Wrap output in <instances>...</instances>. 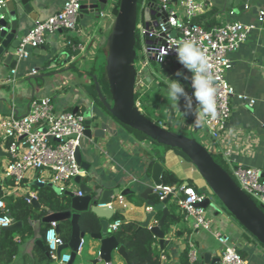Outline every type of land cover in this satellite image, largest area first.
Wrapping results in <instances>:
<instances>
[{
	"label": "crops",
	"instance_id": "crops-1",
	"mask_svg": "<svg viewBox=\"0 0 264 264\" xmlns=\"http://www.w3.org/2000/svg\"><path fill=\"white\" fill-rule=\"evenodd\" d=\"M63 1L31 0L30 4L33 6L36 19H42L57 12ZM246 2L243 0H213V5L207 10L212 12V20H209L211 25L229 17L227 14L232 10L234 13L231 18L243 23L254 24V29L238 50L229 54L230 63L226 71V79L234 89V94L230 97L231 115L226 129L206 149L221 158H223V153H228L233 163L259 168L264 175V24L257 20L258 10L264 4V0H252L249 2L250 7L244 9ZM112 9L113 4L107 11L104 9L100 11L98 16L92 17L89 13L78 16L77 32L79 33L77 34L64 31L48 35L45 43L36 53H34L35 48H29V55L17 60L14 74L11 72L12 69L0 62V119L10 112L17 115L25 114L30 100L41 96H49L56 111L76 109L85 114L86 119L90 121L91 134L90 137L84 135L80 139L82 160L87 166V169L82 168L81 182L97 193L104 188H116L119 191L118 194L128 191L121 194L125 206L118 204L116 195L111 198L113 214L120 212L122 223L135 221L140 225L146 213L154 211L148 223L150 227L157 224L162 215V211L159 210L160 217L156 220L158 210L147 211L146 200L140 196L146 188L154 187L151 180V168L149 172L146 171L150 160L158 162L164 160L163 171L167 169L173 172L183 180L182 183H193L201 190H204L206 183L194 165L180 153L171 148L159 150L154 143L136 135L116 120L113 121L92 102L90 84L95 76L94 62L98 57L97 51L106 55L105 43L114 19ZM1 13L6 18L8 17V11L3 6ZM19 14L23 19V24L18 31V37H21L33 25L34 19L27 17L21 9H19ZM98 17L101 19L99 20ZM208 18V16L204 18V13L201 16L205 25ZM84 32L88 34V45L85 44L84 50L72 59L73 53L65 45V38L71 37L76 40L80 37V33ZM177 63H174L172 57H167L159 65L170 80L179 79L186 91L189 88L187 81L175 75L178 71ZM32 69L35 73H31ZM160 81L158 76L155 80L157 84H152V97L157 102L153 119L166 129L173 131L182 129L194 133L193 135H197L205 147L208 146V137L203 122L197 126L193 124L194 114L183 116L181 113L183 112V98L178 102L180 112L175 108L168 94L169 87L162 86ZM238 95H245V100L239 99ZM250 99L253 103L249 102ZM193 106L195 108L197 105L193 102ZM6 145V140L0 130V152L3 153L0 156L1 195L6 197H24L26 193L36 195L40 187L33 185L32 182L37 178L48 180L49 173L29 171L18 186L12 185V182L5 185L2 172L10 159ZM158 152H163L161 159H157ZM70 189L75 194L78 191V185L74 184ZM153 195H155L153 191L148 193V200H152ZM1 199L5 202L9 214L6 200ZM24 199L26 200L25 197ZM211 201L212 206L206 207L205 210L211 230H194L191 221L182 216L176 204V196L172 195L166 205L167 216L173 212L178 220L170 224L165 231V238L168 242L162 248L156 238L155 254H159L160 257L163 255L160 258L161 264H184L180 259V254L190 245L196 251L197 261L204 253L214 256L216 251H221L223 248L217 240L216 233L225 236L228 242L242 245L241 250L245 253L246 264H264V248L251 241L244 231L240 233L238 224L213 199ZM34 209L39 210V208ZM12 222L15 221L12 220ZM29 222V230L24 232L21 230L23 222L20 227L10 230L13 245L9 249L13 251V254L9 264L40 263L42 260L39 259L37 249L44 251L48 257L44 240L40 239L39 221ZM37 241H42L43 247ZM96 245L97 242L85 233L82 247L77 252L73 264H104L103 261L97 259ZM66 252H70L69 249L61 251V253ZM109 263L126 264L116 250L111 252ZM41 264L59 263L48 259L47 262Z\"/></svg>",
	"mask_w": 264,
	"mask_h": 264
},
{
	"label": "built area",
	"instance_id": "built-area-1",
	"mask_svg": "<svg viewBox=\"0 0 264 264\" xmlns=\"http://www.w3.org/2000/svg\"><path fill=\"white\" fill-rule=\"evenodd\" d=\"M247 1L244 9L250 7L249 2L252 0ZM3 4L4 0H0V18L4 16L1 13ZM212 5L213 0H141L139 33L147 60L140 62L139 68L136 69L138 78L135 89L145 82L142 71L148 64L150 55L154 54L155 62L158 64H162L167 57H175L173 61L176 64L178 62L176 49L179 43L188 39L195 41L208 57L217 88L215 113L205 116L203 120L205 133L211 139H218L226 129L230 118V97L234 94L233 87L226 79V71L230 63L229 54L237 51L246 41L254 29V24L231 18L234 13L231 10L227 14L229 17L206 27L201 16ZM80 7L81 0H64L57 12L46 18L35 19L33 25L20 37L15 51L18 60L29 55V48L42 46L48 35L64 31L79 33L77 18ZM146 8L152 10V13L144 19L143 12ZM257 20L264 24V4L258 10ZM80 34L76 40L71 37L65 38V45L73 53L72 59L84 50L88 41L87 32ZM181 67L184 68L183 65ZM11 72L14 74L15 70L12 69ZM31 73H35V70L32 69ZM193 91L188 89L187 93L191 95ZM238 98L245 100L246 97L238 95ZM249 102L253 103V100L250 99ZM136 105L140 109L138 102ZM86 118V115L80 111H56L49 96L33 97L27 112L23 115L10 112L2 117L0 130L6 140V148L10 156L3 168L2 179L10 178L12 185L18 186L29 171H47L48 180L37 178L38 183L43 186L53 183L61 193L71 190V186L75 184L73 178L83 174L82 168L76 162L75 150L84 136ZM222 156L229 165L230 176L240 189L260 208H264V178L261 177V170L233 163L228 153H223ZM153 192L158 202L169 194L175 195L176 204L182 216L186 220H192L191 226L194 230H211L210 221L205 213L206 208L201 205L208 198L203 192L196 191L186 182L178 186L164 184L154 186ZM75 194L80 195V192L77 191ZM116 196L118 204L125 206L123 196L121 194ZM32 198L36 199L34 193H30L26 201L31 203ZM108 205L111 207L110 203ZM146 210L152 211L153 208L147 206ZM10 223L12 218L8 214L5 202L0 198V228ZM121 223L120 219L109 223V232L116 231ZM57 228V222H49L43 240L49 259L59 264H66L69 261L70 252L57 255V248L64 244ZM216 237L223 246L219 264H246L244 258L236 253L234 246L226 245L228 239L225 236L216 233ZM82 244L83 237L80 239L77 252L80 251ZM187 259L189 264L196 262V251L191 245L187 249ZM104 264L110 263L104 262Z\"/></svg>",
	"mask_w": 264,
	"mask_h": 264
},
{
	"label": "water",
	"instance_id": "water-1",
	"mask_svg": "<svg viewBox=\"0 0 264 264\" xmlns=\"http://www.w3.org/2000/svg\"><path fill=\"white\" fill-rule=\"evenodd\" d=\"M30 1L31 0H4L3 7L8 11V17L6 18L3 16V18H0V62L10 69H14L18 60L15 51L20 40L18 31L23 24L19 9H21L27 17L34 20L36 19ZM107 1L108 0H81L79 16L85 13H89L92 17L98 16ZM137 1L138 0H119L118 11L114 16L111 31L105 43V72L111 101H106L105 97L98 92L100 101L119 123L143 133L153 141L179 149L194 165L199 175L206 183V186L210 189L212 195L218 199L221 206H223L235 219L240 227V233L242 231L249 233L264 247V212L240 189L230 174L213 159L212 154L206 147L195 138L187 137L162 127L155 121L145 117L140 109H138L134 99L135 78L137 74L134 64ZM243 1L246 2V0ZM150 13H152V10L146 8L143 12L144 19H147ZM40 47L35 48L34 53H36ZM150 60L155 61L154 54L150 55ZM177 69L183 74L182 77L188 78L185 80L188 83V89L192 90V74L187 69L182 68L180 63H177ZM193 102L196 105L198 104L194 97ZM73 111H76V109H73ZM89 125L90 121L86 119L84 135L87 137H90L91 134ZM1 155H3L2 152H0V156ZM75 159L81 168L87 169L86 163L82 160L80 146H77L75 150ZM163 163L164 160H161V162L154 161L151 165V180L153 186H160L163 184L161 179ZM261 177H264L262 171ZM73 182L78 185L80 195L74 194L71 190H65L61 193L53 183L47 184L55 193L67 195L69 197V208L67 210L48 213L41 219L42 222L45 223L51 221L59 223L65 219L70 221V239L67 243L57 248V255H60L63 249H69L70 258L66 264H73L80 239L85 235V232L81 231L78 226V219L80 213L90 211L100 219V230L97 233L89 234L90 239L97 242L95 247L97 259L109 263L111 252L116 250L124 259L125 263L129 264L124 245H119L115 237L109 235L108 230V225L110 223L109 219L114 212V208L112 206L110 207L108 204L111 202V198L119 193L118 189L104 188L101 192L97 193V191L81 182L80 176H75ZM32 184L37 187L43 186L36 180H34ZM152 191L153 187H148L140 196L146 200L147 206H151L154 210H161L162 215L157 224L148 227V223L153 217L154 211L146 213L145 219L140 223L139 228H149L153 236L158 239L159 245L162 248L168 242L165 238L163 225L168 214L166 205L172 196L169 194L160 202H155L153 200H148L147 197V194ZM126 192L128 191H122L120 194L123 195ZM1 194L2 190L0 184V195ZM24 197L28 199L30 195L26 193ZM212 199V197L206 198L201 205L205 208L212 206ZM31 205L34 208H40V204L35 198L31 199ZM21 225V221H15L6 227H1V230L10 231ZM37 243L43 247L42 241H37ZM226 245L234 246L236 253L240 254L243 258L245 257V253L241 250L242 245L240 243L233 244L228 242ZM212 256L213 255L210 253H204L199 257L198 261L196 256L195 264H219L221 261V251H216L215 255Z\"/></svg>",
	"mask_w": 264,
	"mask_h": 264
},
{
	"label": "trees",
	"instance_id": "trees-1",
	"mask_svg": "<svg viewBox=\"0 0 264 264\" xmlns=\"http://www.w3.org/2000/svg\"><path fill=\"white\" fill-rule=\"evenodd\" d=\"M138 2V1H137ZM119 7V0H116L113 3V14L114 16L117 14ZM208 16V20L206 19V27L210 23L209 20H212V12L206 11L204 12V18ZM209 21V22H208ZM211 26V24H209ZM144 71V70H143ZM142 71V75L145 78V82L143 85H140L138 88L136 87L134 92V99L135 102L139 104L141 113L147 117L148 119H153V110H155L157 106L156 100L152 97V84L155 83L156 78L152 72L150 74ZM146 73V74H145ZM137 74L135 78V85L137 82ZM149 81V82H148ZM97 85V87H96ZM91 88V96L94 97L97 103L101 106L103 111L108 115L111 116L114 120H116L108 109L102 104L98 97V92H100L106 99V101H111V95L108 89V81L105 72V61L98 65L97 69H95V76L90 84ZM117 121V120H116ZM154 121V120H153ZM118 122V121H117ZM156 122V121H155ZM158 123V122H156ZM121 124V123H120ZM128 130L134 132L138 136L144 139H148L154 144L161 145L164 148H171L180 153L184 158L188 159L179 149L175 147H170L156 141L149 139L143 133L130 128L127 125L122 124ZM215 155L212 154L213 159L222 166L214 157ZM163 157V152L157 153V159H161ZM189 160V159H188ZM154 160L149 161L146 171L149 172L152 163ZM223 167V166H222ZM224 168V167H223ZM227 171V170H226ZM228 172V171H227ZM229 173V172H228ZM162 183L164 185L170 186H178L183 182L182 179L178 178L173 172L164 169L162 173ZM189 185L192 186L191 183L188 182ZM193 187V186H192ZM201 192V191H200ZM0 198L6 200L8 207H9V214L13 221H22L23 227L21 230L24 232L30 229V222L29 221H39V232H40V239L43 241L44 232L49 227V223L42 222V217L47 215L48 213L64 211L69 208V197L67 195L57 194L53 191L52 188L45 185L37 189L36 198L38 203L40 204V208L34 209L25 199L23 196H3L1 195ZM153 201H157V197L153 195ZM221 208L225 211V213L231 217L233 221L235 219L231 216V214L223 207ZM262 211L264 212V208L261 207ZM160 217V211H157L156 220ZM117 219H122V214L120 212H115L111 218L110 222H113ZM178 217L172 214L168 215L165 218L163 230L166 231L170 224L176 222ZM100 219L97 215L90 211L80 213L78 219V226L81 231L85 233H97L100 230ZM236 222V221H235ZM57 232L64 243H67L70 239L71 235V224L68 219L60 221L58 223ZM110 235L114 236L119 245H124L125 253L128 259L129 264H161L159 254H155L156 248V241L157 239L153 236L149 228L141 227L139 228V223L135 221H127L120 224L116 231L110 233ZM250 239L253 242H257V240L251 236ZM260 244V243H258ZM13 245L12 233L10 231H1L0 232V264H9L11 261V256L13 251L9 249V247ZM261 245V244H260ZM262 246V245H261ZM263 247V246H262ZM264 248V247H263ZM39 259L42 262H47L49 257L45 255V252L41 249H37ZM180 259L184 264L188 263L187 259V249H184L180 254Z\"/></svg>",
	"mask_w": 264,
	"mask_h": 264
},
{
	"label": "clouds",
	"instance_id": "clouds-1",
	"mask_svg": "<svg viewBox=\"0 0 264 264\" xmlns=\"http://www.w3.org/2000/svg\"><path fill=\"white\" fill-rule=\"evenodd\" d=\"M178 62L191 72V87L193 92L189 95L185 91V87L180 83L179 79L170 80L168 94L174 102L175 108L181 112L178 102L183 98V116L194 114V125L199 126L205 116L212 115L216 110V94L217 88L214 84L213 75L211 73V65L204 51L191 39L181 41L176 49ZM176 77H182L180 71L175 73ZM188 79L187 77H183ZM193 97L198 102L197 106H193ZM199 109V113H197Z\"/></svg>",
	"mask_w": 264,
	"mask_h": 264
},
{
	"label": "rangeland",
	"instance_id": "rangeland-1",
	"mask_svg": "<svg viewBox=\"0 0 264 264\" xmlns=\"http://www.w3.org/2000/svg\"><path fill=\"white\" fill-rule=\"evenodd\" d=\"M116 0H108L107 1V3L103 6V9H104V11H107L108 10V8H110V5H112L114 2H115ZM140 7H141V0H138V2H137V19H136V29H135V37H136V45H135V59H134V64H135V68L136 69H138L139 68V66H140V62H142V61H146L147 60V58H146V56H145V54H144V52H143V47H142V41H141V36H140V33H139V25H140V22H141V10H140ZM102 9V10H103ZM98 19L100 20L101 18H99L98 17ZM89 41V40H88ZM87 45H88V42L86 43ZM97 54H98V57H97V59H96V61L94 62V69H97V67H98V65L99 64H101V63H103L104 61H105V57H106V55L105 54H101L100 52H98L97 51ZM173 58V60H175L176 58L175 57H172ZM145 70H146V73L147 74H150V72H152L153 73V75H154V78H157L158 76H159V78H160V84L162 85V86H167V87H169V84H170V80H169V77H167V74H165V72L164 71H162V69H161V67H160V65L157 63V62H155V61H152V60H149L148 61V64L146 65V67L144 68V71L143 72H145ZM145 73V74H146ZM159 74V75H158ZM155 85L157 84L156 82L154 83ZM90 90H91V88H90ZM90 98H91V100H92V102L96 105V107H98L99 109H102L101 108V106L97 103V101H96V99L94 98V97H92V96H90ZM102 111H103V109H102ZM153 111H155V110H153ZM104 112V111H103ZM85 113V112H84ZM113 121H114V119L111 117V116H109ZM152 120H154V119H152ZM155 121V120H154ZM174 132H177V133H179V134H182V135H184V136H187V137H191V138H195L198 142H200V143H203L200 139H198V137H197V135H193L194 133H189V132H187V131H185V130H182V129H180V130H174ZM134 133V132H133ZM137 135V134H136ZM208 137V136H207ZM210 137H208V143H207V145L208 146H206V148H209V145L212 143V141H215V140H217V139H209ZM147 141H150V140H148V139H146ZM151 142V141H150ZM151 143H153V142H151ZM154 145V144H153ZM154 146H156V148H158L159 150H163L164 149V147L163 146H161V145H157V144H155ZM212 154V153H211ZM215 156V159L224 167V169L225 170H227L229 173H230V168H229V165L223 160V158H221L220 156H218V155H216V154H214ZM4 183H5V185H9V184H11V179L10 178H7V179H5L4 180ZM192 184V186L194 187V189L196 190V191H198V192H203L206 196H208V197H212L213 198V201H215L216 203H217V205H219V206H221V204H220V202L218 201V199L214 196V195H212V193H211V191H210V189H208V187L206 186V187H204V190H201L200 188H198L196 185H194L193 183H191ZM177 195H178V193H177ZM210 208V207H209ZM207 211H209L208 209H207ZM190 221H192L191 219H190ZM246 233V235L250 238V234L249 233H247V232H245Z\"/></svg>",
	"mask_w": 264,
	"mask_h": 264
}]
</instances>
